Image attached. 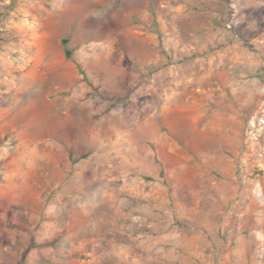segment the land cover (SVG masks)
<instances>
[{"label":"rangeland","instance_id":"374dc122","mask_svg":"<svg viewBox=\"0 0 264 264\" xmlns=\"http://www.w3.org/2000/svg\"><path fill=\"white\" fill-rule=\"evenodd\" d=\"M238 2L0 0V264H264V24ZM227 104L219 168L195 145Z\"/></svg>","mask_w":264,"mask_h":264},{"label":"crops","instance_id":"0c3cea01","mask_svg":"<svg viewBox=\"0 0 264 264\" xmlns=\"http://www.w3.org/2000/svg\"><path fill=\"white\" fill-rule=\"evenodd\" d=\"M238 9V12L243 13L241 15V22L246 26H252V32L258 31L257 28L259 25L264 24V0H239L236 5H233ZM251 9L250 11H248ZM253 10V11H252ZM262 10V11H259ZM259 32V31H258ZM21 53H25L24 47L17 49ZM7 52V51H6ZM16 52V51H15ZM242 103L240 106H244ZM227 107L230 109L224 114L227 119H234L237 123L236 125H213L210 124L209 127L205 126L202 137V145H195L197 148L196 153H201L204 155H209L210 161L213 160V155L215 157V164L217 167L224 168L228 162L227 153L228 152H237L241 146V138L243 137L244 122L242 120V111L237 108H233L231 104H227ZM232 107V108H231ZM159 143L164 146H168V153H180L181 145L180 142L175 140V138L162 136Z\"/></svg>","mask_w":264,"mask_h":264},{"label":"trees","instance_id":"16d2710c","mask_svg":"<svg viewBox=\"0 0 264 264\" xmlns=\"http://www.w3.org/2000/svg\"><path fill=\"white\" fill-rule=\"evenodd\" d=\"M62 44L64 46V52H65V55L67 57V59H71L72 58V50L68 47V40L67 39H63L62 40Z\"/></svg>","mask_w":264,"mask_h":264}]
</instances>
